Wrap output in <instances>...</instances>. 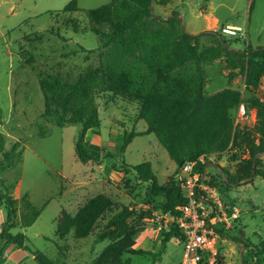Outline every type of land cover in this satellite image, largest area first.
Wrapping results in <instances>:
<instances>
[{
	"label": "rangeland",
	"instance_id": "obj_1",
	"mask_svg": "<svg viewBox=\"0 0 264 264\" xmlns=\"http://www.w3.org/2000/svg\"><path fill=\"white\" fill-rule=\"evenodd\" d=\"M70 1L0 0V132L5 138V149L17 140L21 142L11 162L0 169V184L16 200L14 221L17 226L10 231L23 232L26 244L42 251L54 264H93L110 243L107 239L97 242L94 239L112 213L105 214L93 232L83 238L74 237L72 231L63 238L57 236V218L62 210L74 215L90 198L103 194L119 205L129 206L133 217L141 218L134 248L157 251L174 223L165 218L161 210L164 195L148 194L150 182L140 180L132 166L149 161L156 182L163 184L177 172V165L154 134L143 133L147 125L139 117L140 103L111 91L96 94L100 126L86 133L85 143L100 151L103 156L100 163H83L77 159L74 147L80 124L56 126L40 116L43 96L38 74L49 73L74 80L86 68H97L99 54L103 52L98 49L100 42L91 31L86 10L110 0H76L78 9L63 13ZM168 1L165 7L154 4V12L164 15L163 9L169 14L176 10L189 34L204 30L207 16H215L219 18V26L233 23L246 31L247 39L224 36L232 47L264 46V0ZM100 28L106 31L107 25ZM215 38V34L200 36L198 50L212 44ZM201 66L205 74V95L229 87L241 92L243 98L254 95L264 99V77L249 93L245 90L243 74L237 73L228 81L223 59ZM192 71L193 66L189 65L176 74L185 78ZM242 104L245 106L240 103L231 111L234 125L250 128L255 123L256 113L247 111L241 115ZM42 130H47L48 134L38 137ZM131 131L139 134L122 148L123 138ZM233 154L234 150L228 149L204 157L203 183L216 189L220 200L227 202L225 206L229 211V223L217 227L219 257L216 264H264V254H252L253 247L264 240V179L254 175L248 183H224L220 178V174L224 176L221 168L230 174L235 171L237 161ZM261 166L264 168V157H261ZM208 181L217 185L212 186ZM26 201L41 211L30 226L22 227V215L28 214ZM233 206L239 210L235 218L230 216ZM5 219L6 208L2 204L0 230ZM182 255L181 242L171 237L156 258L150 254L125 253L123 259L129 264H179ZM0 264L37 263L29 250L10 244L0 255Z\"/></svg>",
	"mask_w": 264,
	"mask_h": 264
},
{
	"label": "trees",
	"instance_id": "obj_2",
	"mask_svg": "<svg viewBox=\"0 0 264 264\" xmlns=\"http://www.w3.org/2000/svg\"><path fill=\"white\" fill-rule=\"evenodd\" d=\"M167 1L154 0V4H166ZM77 9L76 0H71L62 12ZM179 14L172 10L164 18L153 13L151 0H110L86 10L91 31L100 42L98 49H103L99 54L102 59H99L97 68H86L74 80L40 72L38 84L43 96L40 116L56 126L80 124L74 147L77 159L83 163H100L103 156L99 150L86 145L85 136L89 130L100 126L96 94L111 91L140 103L139 117L147 125L143 133H152L157 137L177 165V171L187 161L213 153L221 154L229 149L234 150L233 159L237 164L232 174L221 168L224 176L220 174V178L224 183H248L254 175L264 179V168L261 166V157H264V99L254 95L243 98L241 92L229 87L205 95V74L201 66L202 63L223 59L228 81L241 73L244 75L245 90L252 93L264 77V46L252 47L248 44L238 49L213 30L189 34ZM104 24L107 25L106 31L100 28ZM204 34H215L216 38L212 44L198 50L199 37ZM189 65L193 66L189 76L181 78L176 74ZM240 103L256 111L255 123L250 128L234 125L231 111ZM47 134V130H42L37 136ZM138 134L131 131L124 137L122 148ZM4 139L0 132V169L11 162L21 147V142L17 140L5 149ZM132 168L140 180L150 182L148 194L164 195L162 212L178 216L185 198L174 175L167 182L158 184L149 161L135 164ZM195 171L199 180L204 182L205 162H198ZM208 182L212 186L217 185ZM15 201L7 188L0 184V206L5 204L6 208V219L0 230V255L7 245L13 244L29 250L37 264H54L42 251L26 244L23 232L10 231L17 226L14 221L17 211ZM25 206L28 214L22 215V227L30 226L41 211L29 201L25 202ZM107 213L112 215L94 240L107 239L110 243L93 264H129L123 259L125 253L150 254L156 258L171 237L179 241L182 239L174 225L162 238L159 250L134 248L141 218L133 217L129 206L119 205L103 194L90 198L74 215L62 210L57 218L56 235L63 238L72 231L76 238L87 237ZM253 248V255H263L264 240ZM200 264H206V259L203 258Z\"/></svg>",
	"mask_w": 264,
	"mask_h": 264
},
{
	"label": "built area",
	"instance_id": "obj_3",
	"mask_svg": "<svg viewBox=\"0 0 264 264\" xmlns=\"http://www.w3.org/2000/svg\"><path fill=\"white\" fill-rule=\"evenodd\" d=\"M217 31L223 36L247 39L246 31L239 25L225 24ZM247 111L254 113L255 109H248L242 104L240 114L244 115ZM198 162H204V157L185 162L174 174L185 198L179 208L180 214L174 217L163 213L182 235L183 255L179 264H200L203 258L206 264H215L219 237L217 227L221 223H229L228 207L220 200L216 189L199 180L195 171ZM238 211L236 206L231 207L230 216L237 217ZM153 232L156 230L153 229Z\"/></svg>",
	"mask_w": 264,
	"mask_h": 264
},
{
	"label": "crops",
	"instance_id": "obj_4",
	"mask_svg": "<svg viewBox=\"0 0 264 264\" xmlns=\"http://www.w3.org/2000/svg\"><path fill=\"white\" fill-rule=\"evenodd\" d=\"M168 3H169V1H167L166 4H162V5L157 4V5L165 7ZM204 7H206V5H204ZM203 9L205 11V8H203ZM162 11L164 12L163 13L164 15H160L159 14L160 16H162V17L165 18L166 16H169L170 15L169 13H167L165 11V9H163ZM207 21H208L207 26L202 31H205V30H215V29L219 28L220 26H222V25L219 26V18L218 17H215V16L214 17H209V16H207ZM226 24L236 25V24H233V23H226ZM202 31H200V32H202ZM195 34H198V33H195Z\"/></svg>",
	"mask_w": 264,
	"mask_h": 264
},
{
	"label": "water",
	"instance_id": "obj_5",
	"mask_svg": "<svg viewBox=\"0 0 264 264\" xmlns=\"http://www.w3.org/2000/svg\"><path fill=\"white\" fill-rule=\"evenodd\" d=\"M151 11L154 13V0H151ZM181 18V17H180ZM184 27V26H183ZM252 178V176L250 177V179ZM241 252V251H240ZM240 261L242 262V259H240ZM242 264V263H241Z\"/></svg>",
	"mask_w": 264,
	"mask_h": 264
}]
</instances>
